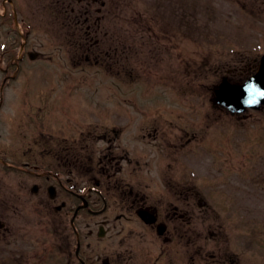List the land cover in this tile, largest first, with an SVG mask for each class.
<instances>
[{"label": "rangeland", "instance_id": "1", "mask_svg": "<svg viewBox=\"0 0 264 264\" xmlns=\"http://www.w3.org/2000/svg\"><path fill=\"white\" fill-rule=\"evenodd\" d=\"M3 1L0 0L1 11ZM48 1L15 0L14 9L18 11L21 25H23L20 30H25L27 27L31 35L30 50L43 52L46 39L50 43L49 47L54 50H47L43 58L31 60L26 57L25 65L23 64L18 76L9 79L3 89L6 74L0 70V96L5 95L9 98L0 110L1 156H7L10 161L17 164L24 162L44 164L54 161L45 152V145L35 142L40 134L48 133L47 130H40L39 124L44 123L48 126L52 123L55 127L52 132L55 134L59 133L61 126L65 129L66 145L61 158L63 159L65 155V177L70 179V183L77 178L83 185L90 177V173H86L85 169L97 166L101 160L106 164L111 153L113 155L129 153L131 158L145 156L150 157L151 161L155 159V162H151L147 169H143V172L132 163L122 162L121 166L124 169L122 175L133 191L155 193L153 191L159 190L161 183L154 176L160 174V169L165 168V163L160 166L157 163V155L165 145L161 143L160 148L152 149L143 147L139 134H142L145 128L135 129L134 118L131 115L128 128L125 131H119V136H114L116 141L112 148L103 141L86 144L85 148H81L83 144L78 147V134L80 129L86 128V125L89 126L90 123L96 125L89 128L93 133H96L95 128L104 131L103 128L106 125L100 124L103 123L100 122V117H104L108 111L114 113L110 106L117 110L120 103L122 107V104H125L124 100L128 97H133L135 102V109L133 106L128 107V112L149 114L158 110L168 112L171 108H178L170 96H165L173 95V91L170 88H162L158 81L160 75H176L173 69L171 73L168 72L171 64L166 59L170 58L167 57V53L176 54V49L171 47L175 44L172 33L182 32L189 38L185 39L177 35L176 39L178 45L181 43L179 46L181 51L196 54V59H201L202 55L198 54L206 53L205 49L207 52L211 50L210 53L213 50L215 54L209 56L211 59L209 71H203L198 69V66H194L195 79L192 80V84L204 85L201 91L199 88H183V90L177 88L176 90L178 96H194L193 99L188 100L190 102L187 105L188 109L184 110L188 111L192 118L184 117L182 120L165 118L174 123L168 126L173 127L176 132L184 129L183 126L193 124L189 126L193 132L190 130L189 132L197 138L198 136L202 138L195 142V147L200 144L205 145V136L209 133L217 152L212 150L214 156L199 155L195 157L194 162L177 163L170 171L174 184L163 183V185L168 187V191H176L179 186L189 187L192 191L206 189L209 191L206 201L215 209L214 211L202 210L198 208V202L193 201L194 207L197 205L196 213H205L208 216L207 221L203 222L202 218L195 213V223L200 224L199 231L204 230L209 224L215 227L217 224L239 225L240 222L243 224L251 222L257 225L258 238L264 241V114L253 112L249 119L241 123L245 125L244 128H240V124L236 126L229 116L218 119L208 115V100L213 95L214 85L226 75L228 68L238 63L240 58L243 59L242 63H247L264 54V0H107L108 7L104 8L100 23L101 31L96 37H90L94 42L100 41L98 48L91 47L92 55L100 48L109 49L110 62L114 63V71H111L114 73L113 75L109 73L111 76H108V72L101 70V67L81 65L85 55L83 51H77L76 55H73L76 51H71L70 57H63L61 50L64 45L60 40L55 39L56 33L51 32H57L59 35L61 32H66L69 37L90 39L86 34L87 24L79 25L77 19L76 25L73 17L72 24L66 23L60 12L61 8H65L63 5L62 7L55 5L53 8L51 6V13L55 14V17H60L49 20L45 13V10L49 12L45 6ZM205 21L209 23V27L211 26L210 29L204 23ZM236 23L241 26L236 27ZM11 31L19 33L14 23L13 12L8 24L0 27L1 48L4 42L13 40L12 33L8 34ZM13 37L15 40L11 44L19 48L21 38L17 39L15 34ZM80 42L83 44L85 41L79 40L77 46ZM59 43L61 46L58 45ZM64 44L69 46L70 39H67V43ZM59 51L62 53L58 54ZM16 54L12 52L10 56L7 55L6 63H9ZM172 58L171 63H173ZM160 60L166 61L159 65ZM2 65L6 67L4 63ZM242 66L239 64L235 67ZM122 68L132 70L137 73V76L143 74L144 78L132 79L126 87L123 84L124 81L116 77L117 72ZM177 73L178 80L191 79L186 77L188 75L184 71ZM12 74H17L16 69L9 71V75ZM234 78L236 77L232 76V79ZM200 82L203 84H199ZM186 85L185 83L178 87ZM16 99L24 102L19 107L25 110V113L27 112L24 115L27 119L24 121L15 117L18 115L14 112ZM136 116L141 120V115ZM205 117L209 120L210 128L203 132L199 122L201 119L205 120ZM15 122H19V126L14 125ZM15 128H18L16 136L13 135L15 133L12 130L10 131ZM167 130L170 131V129ZM47 142L50 144V141ZM174 153L179 160L181 156L178 151ZM204 157H207L206 162L203 160ZM76 165L84 166V171H78ZM141 173L145 176L149 175L148 178L152 179L139 180L137 176ZM26 176L24 173L11 172L0 164V220L8 224V229H15L14 226L17 224V227L20 226L22 229L19 236L26 232L27 236L34 239L39 236V229L35 225L37 220L30 215L26 216L32 213V205L25 206V201L32 204L36 197L22 190L15 194L16 187L19 188L21 184H24ZM129 176L135 178L130 180ZM203 181L209 183L203 184ZM88 186H93V183L91 182ZM238 193L240 198L242 196L241 199L238 198ZM234 204L238 207L237 215L232 214ZM226 208L228 210L224 211ZM218 209L222 210L221 214H218L220 221L212 216L218 213ZM240 209L248 210L246 214L238 216ZM24 214L26 218L21 219ZM193 228L197 226L194 225ZM230 232L234 234L233 231ZM6 233L10 236L9 232ZM4 238L5 236L2 240ZM7 240H11V237ZM257 256L264 257V248L258 250Z\"/></svg>", "mask_w": 264, "mask_h": 264}, {"label": "flooded vegetation", "instance_id": "2", "mask_svg": "<svg viewBox=\"0 0 264 264\" xmlns=\"http://www.w3.org/2000/svg\"><path fill=\"white\" fill-rule=\"evenodd\" d=\"M65 1H69L70 4L76 1L78 3L86 1L88 8H93L96 4V0ZM5 49V53L10 55L16 51L17 46L9 42ZM5 70L8 71L9 68ZM164 139L167 141L168 135H164ZM112 161L113 159L111 163ZM39 164L32 165L31 162H24L22 165L26 168L39 169L41 167ZM57 165L56 171L49 170L43 174L16 167L27 176L24 184H21L19 188L16 187L15 194L22 190L36 197L32 204L25 201V206L32 205V212L35 216H42L46 223L42 225L41 239L37 241L27 236L26 232L19 236L22 229L20 226L17 227V224L14 226L15 229H7L8 225L6 223L4 225L0 220V227L4 229L0 228V264H62L60 257L65 253L71 257L75 255L73 264H82V262L103 264L106 260L109 264H256L254 256L240 254L241 250L232 246L238 243V247H242L240 245L242 242L223 238L226 235L223 231L219 239H216L213 231L211 232L213 240L200 238L203 233L199 231L200 224L195 223L197 213L193 207V193H174L169 197H160L157 202L158 197L155 195L124 190L123 179L112 183L111 175H108L107 183L104 179H93L95 187L83 193L68 190L77 201L76 209L82 204L81 196L88 200V208L81 210L77 216L76 240L63 239L64 236L57 226H61L64 217L69 213L65 211L66 206L60 208L65 203L67 189L62 171L63 162L58 160ZM50 167L55 168V166ZM106 186L110 191L104 190ZM50 190L54 194L53 199L49 193ZM104 193L108 200L111 199L110 207ZM101 201L108 203L104 213L94 218L81 214L87 211L93 215L92 213L99 211L97 209ZM139 211L147 212L149 216L155 217L156 222L154 224L142 222L137 217ZM52 213L54 215L50 217ZM197 215L202 218L203 222L208 219L207 214ZM21 219H24V215ZM133 221L139 227L132 230L129 228V223ZM194 225L197 228H193ZM50 230H52L51 235ZM2 231L5 232L2 233ZM6 231L10 233V236ZM101 234L104 235L103 238L98 237ZM125 235H127L126 238H123ZM3 236H5L4 240H2ZM114 236L121 238L115 239ZM7 237H11V240H7ZM136 238H139L138 244L133 243ZM115 241L117 247H115ZM118 249L124 255L117 258ZM3 253H8L9 261H3ZM68 264H72V259L68 261Z\"/></svg>", "mask_w": 264, "mask_h": 264}, {"label": "water", "instance_id": "3", "mask_svg": "<svg viewBox=\"0 0 264 264\" xmlns=\"http://www.w3.org/2000/svg\"><path fill=\"white\" fill-rule=\"evenodd\" d=\"M217 95L218 101L232 111H241L247 106L259 108L264 104V67L258 76L245 85L223 83Z\"/></svg>", "mask_w": 264, "mask_h": 264}]
</instances>
